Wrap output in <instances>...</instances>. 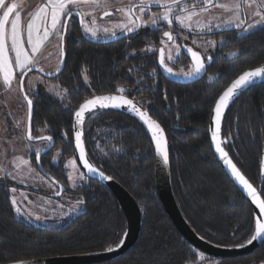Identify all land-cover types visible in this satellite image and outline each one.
<instances>
[{"label": "trees", "instance_id": "obj_1", "mask_svg": "<svg viewBox=\"0 0 264 264\" xmlns=\"http://www.w3.org/2000/svg\"><path fill=\"white\" fill-rule=\"evenodd\" d=\"M194 2L196 7L203 5V0ZM241 30L210 31L208 37L218 44L210 53L207 75L192 83H178L167 79L159 66L162 29L143 28L98 42L86 38L79 20L71 18L64 67L53 77L67 90L66 95L32 94L34 133L41 127L56 140L54 149L42 156L43 168L70 191L61 164L74 156V111L86 98L122 87L166 130L174 193L193 228L221 245L248 240L254 231L253 209L217 160L209 134L214 102L223 89L244 70L264 64V25L247 33ZM233 52L236 55H230ZM84 129L91 158L133 194L143 213L141 236L134 247L102 264H201V252L179 233L159 198L155 150L144 126L125 112L103 109L88 116ZM223 137L231 157L264 197V83L249 88L232 103L224 117ZM58 147H62L59 163L51 168L48 164ZM32 159L36 165V154ZM86 178L83 186L73 190L84 200L81 213L62 226H36L16 214L5 188L28 185L7 183L0 177V264L103 250L118 243L126 229L124 214L106 186ZM223 260L229 264L264 261V244L252 254Z\"/></svg>", "mask_w": 264, "mask_h": 264}, {"label": "snow or ice", "instance_id": "obj_2", "mask_svg": "<svg viewBox=\"0 0 264 264\" xmlns=\"http://www.w3.org/2000/svg\"><path fill=\"white\" fill-rule=\"evenodd\" d=\"M110 2L111 0H44L42 4L36 7L34 12L29 13L30 19L26 24L25 36L24 29L21 27V11L18 9L17 3H6V0H0V84L8 89H11L17 69L19 70L21 76L25 75L27 72H31L38 63L35 58V54L39 52L42 44L51 35H56L59 39H62L64 34L67 32V21L71 18L78 16L84 32L90 33L93 37H96L99 29L89 26L84 19L85 15H92L91 24L95 25L96 18L94 14L81 13L79 9L83 5H89L93 8L94 12L96 8H107ZM203 3L205 6L197 11L194 5H188L187 3H184L183 0H139L138 4L134 3L133 0H129V3L126 6L116 9L117 12L126 18L124 22L117 24L116 27L127 32H134L137 29L145 27L160 29L163 24L172 25L173 22L176 21L181 26L192 29L193 17H198L202 13L209 12L210 7H218L224 11L230 12L236 17V19H229L223 23L234 24L237 29H242L246 32L252 30L258 25L264 24V0H228V2L216 4L213 3V0H203ZM153 6H159L163 9V11L152 12L151 8ZM190 7L192 8V11H189ZM245 8H253L251 21L247 19L249 14L244 10ZM238 13H242V16L237 15ZM103 14L104 16L112 15V13L108 11H104ZM145 14L149 16L148 20L142 19ZM195 26L201 30L207 28L211 31V26L209 24L205 23L201 25L198 19L195 22ZM221 26L222 25L220 24L215 25L217 28H220ZM103 31L106 34H116L115 30L110 28H104ZM163 36L167 38L168 41L174 43L175 37L172 32L165 31L163 32ZM25 43H27L30 47L26 48ZM209 43L213 47L216 45V41H210ZM183 47L187 49V52L190 54L192 60L190 71L173 73V70L168 68L165 64V54L163 48L159 49L160 64L164 66L166 71L170 74L183 75L189 78L199 76L205 71V59L210 61L212 57H202L200 52L193 51L191 48H187L186 45ZM174 50L176 53H179L181 51V46L176 45ZM10 51L14 54L11 57L9 56ZM147 51H152V49L149 48ZM230 55H236V53L233 52L230 53ZM167 59H174L172 50H169ZM60 70L61 69L59 67L55 69L56 72H59ZM41 71H43V69H41ZM47 75H52V72L47 73ZM84 79L87 81V75L84 76ZM257 81L264 82V65L243 72V74L233 80L230 86H228L226 90L219 95L218 99L215 100L213 119L216 128L212 133L213 141H217V134L220 131V121L223 111L227 109L235 97L240 95L242 92L247 91L250 87L255 86ZM19 84L22 89L23 79L19 81ZM66 91L67 90H65V92ZM124 91L125 89L122 87L117 88V92L121 94ZM57 95L60 94L57 93ZM24 96L28 106L27 139L41 141L46 140L49 142L48 147H51L53 139L51 136L33 137L31 135V112L33 101L28 98L27 93H24ZM124 105H127L129 109L138 115L144 124L147 125L148 129L152 133V138L156 141L157 151L163 157L164 162L168 163L169 156L167 152L166 140L162 136L163 129L156 121L151 119L147 112L142 111L141 108L137 107L133 103L132 100L127 99L123 95H95L92 99H85L84 103L80 104L78 110L74 112L76 122L73 125V128L75 129V146L79 150V158L83 161V167L87 168L89 173L98 174L99 176L104 177L103 172H100L86 159H84L85 151L82 135L86 112L91 113L98 108L103 109L109 106L120 107ZM64 136L67 137V133H64ZM220 143L221 142L216 143V151L221 154V158L229 168L231 176L240 186H242L252 200L259 205L261 213H264V199H261L258 196L256 189L241 173L237 165L228 158L227 152H225V150L220 146ZM36 155L37 159H39V150H37ZM53 159L55 160L56 157H53ZM22 163L27 165L29 164V161L23 160ZM16 166L19 168L20 164L17 163ZM68 166L75 169V160L73 159L68 161ZM80 175L81 178H83V173ZM15 178L16 177L14 176L13 179ZM68 178L70 180L73 179L71 173ZM106 178L110 179V177ZM11 191L15 192L16 189L13 188ZM12 205L17 213L23 214L22 209L17 206L15 196L12 197ZM37 219H39V217H37ZM257 239L264 240V218L261 217L256 219L255 233L248 243L250 244L253 240ZM109 250L111 251V249ZM201 258H203L202 253ZM15 264H26V262L16 261Z\"/></svg>", "mask_w": 264, "mask_h": 264}, {"label": "rangeland", "instance_id": "obj_3", "mask_svg": "<svg viewBox=\"0 0 264 264\" xmlns=\"http://www.w3.org/2000/svg\"><path fill=\"white\" fill-rule=\"evenodd\" d=\"M186 1L188 5H194V0H183ZM15 2L18 5V9L21 11V27L24 29L26 36V24L30 19L29 13L34 12L37 6L42 4L44 0H6V3ZM134 3H139V0H133ZM228 0H213V3H225ZM129 3V0H111L107 8H96L93 12V8L89 5H83L79 11L81 13H93L96 18L95 25L91 24L92 15H85V22L89 26L96 27L99 29L97 36L93 37L90 33H86L89 37L96 40H106L117 36L118 34L124 33L126 31L117 28L116 25L124 22L126 19L123 15L116 11L117 8L124 7ZM157 7V8H156ZM197 11L198 8H195ZM106 10H112L113 14L102 18L101 14ZM248 12L247 19L251 21V13L253 8H245ZM152 12H161L163 9L159 6H153L151 8ZM192 11V9H189ZM241 15L242 13H238ZM11 19V17H10ZM149 16L145 14L143 20H148ZM199 20L201 25L207 23L211 26V31L220 30L223 28L233 27L234 24H224L223 22L229 19L235 20L236 17L230 12L224 11L218 7H210V11L207 13H202L198 17H193V28L197 31L201 30L195 26L196 20ZM222 25L220 28L215 27V25ZM264 24L258 25L262 26ZM170 26V25H168ZM253 28L252 30L256 29ZM110 28L114 29L116 34H106L103 29ZM152 28V27H145ZM209 31L207 28L203 29ZM250 30V31H252ZM242 33H247L249 31H243ZM195 43L199 47L207 52H212L213 49L218 44L213 47L210 45V41H216L214 38H195ZM61 42L56 35H51L41 46L39 52L35 54V58L38 61L37 67L42 68L46 72H53L57 67L60 66L61 62ZM162 44L166 50V55H168L169 50H172L173 57L178 53L175 52V42H168L163 40ZM25 47L30 46L25 43ZM14 54L10 51L9 56ZM174 60V59H173ZM171 60V61H173ZM183 71V69L181 70ZM20 72L17 69L13 84L11 89L4 87L0 84V177L8 179V181L13 183H29L35 186L43 187L40 191L34 190L32 188H19L15 192L10 193V202L12 204V197L15 196L17 200V206L22 209L23 214H16L32 223L36 226H62L70 221L77 214L84 210V200L79 197L78 194L74 193L73 190L83 186L87 182L86 176L83 174L81 178L82 171L80 170L76 159L74 156L66 157L67 164V174L71 173L73 179H69L68 186L70 188L69 192H64L60 199H56L50 196V190L54 191L55 188L49 182V180L41 174L33 161V157L37 154V150L44 149L46 143L45 141L28 140L26 132L28 129V108L26 104V99L23 95L20 81ZM25 91L30 96L35 92H46L54 97L63 98L66 95L65 89L61 87V84L54 78L46 77L44 74L38 71L30 72L25 79ZM59 93L60 95H57ZM33 96V95H32ZM37 134H43V128H37ZM36 134V133H35ZM62 153V147H58L54 152L58 162ZM75 160V169L68 166V161ZM23 160L29 161V164L25 165L22 163ZM15 161V163H14ZM17 163L20 167L17 168ZM34 170V171H32ZM16 177L13 179V177ZM13 206V205H12ZM14 208V207H13ZM15 210V209H14ZM39 217V219H37ZM201 264H229L226 260L209 258L206 255L199 256ZM254 264H264V261H259Z\"/></svg>", "mask_w": 264, "mask_h": 264}, {"label": "water", "instance_id": "obj_4", "mask_svg": "<svg viewBox=\"0 0 264 264\" xmlns=\"http://www.w3.org/2000/svg\"><path fill=\"white\" fill-rule=\"evenodd\" d=\"M106 11L111 12L113 14L112 10H106ZM103 13L101 14V17L102 18L107 17V16H104ZM75 18H77L79 20L78 16H76ZM69 21H70V19L67 21V24H69ZM79 23H80V20H79ZM80 28H81L83 35L86 38H89L93 41H98V42H100V41H112L114 39H118L124 35H128V34L132 33V32H125V33H121V34H119L113 38H110V39L96 40L94 38L89 37L84 32L83 26L81 25V23H80ZM138 30L139 29H137L136 31H138ZM65 36H66V34H64V36L62 38V42H61V53L62 54H61V62H60V66H59V68L61 70L59 72H56V71L52 72V75H47L48 72H45L44 70L41 71L42 68L36 66L35 68H33V70L31 72L38 71V72H41L42 74H44L46 77H49V78H53V77H55L61 73V71L63 70V67H64L65 57H66ZM261 65H264V64H261ZM261 65H259V66H261ZM259 66H256V67H259ZM256 67H254V68H256ZM254 68L246 69L243 72L254 69ZM161 70L164 73V75L167 77V79H169L171 81L178 82V83H192V82H195V81L201 79L206 74L207 65L205 67V71L203 73H201L199 76L194 77V78L185 77L183 75L170 74L168 71H166L165 67L162 65H161ZM243 72H241L238 76L242 75ZM29 73L30 72H27L25 75L21 76V79H23V88H22L23 95H24V93H26V91H25V78L27 77V75ZM173 73H176V72L173 71ZM238 76H236L233 80H235ZM232 81L223 89V91L226 90V88L228 86H230ZM261 83H264V82L257 81L256 85H259ZM244 92H246V91H244ZM244 92H242L240 95L235 97L233 99V101L229 104L227 109H225L223 111L221 121H220V131L217 134V141L212 140V133L216 128V125H215V122L213 119V116H214L213 110L211 112L210 120H209L210 141H211V146L215 152V156H216L217 160L219 161L220 165L225 170V172L232 179L234 184L238 187V189L245 195L247 200L250 202L251 207L253 209V213H254V231H253L252 235L249 237L248 240H246L245 242H243L241 244H237V245H221V244H217L215 242L210 241L209 239H207V238L203 237L201 234H199L193 228V226L189 223V221L186 219V217L184 216V214H183V212L179 206V203L176 199L174 189H173V185H172L171 166H170V148H169V141H168L167 132L164 129V127L162 126V124L151 115L150 111L142 103H140L136 99L128 96L125 93L121 94L119 92L94 94V95L86 98V99H92L95 95H123L127 99L132 100L133 103L137 107L141 108L142 111L147 112L148 115L151 117V119L156 121L161 126V128L163 129L162 136L166 140V145H167V152H168V156H169L168 163L164 162L163 157L157 151L156 141L152 138V133L148 129L147 125H145L144 122L140 119V117L138 115H136L134 112H132L127 105L120 106V107L109 106V107L103 108V109H114V110H119V111L125 112V113L135 117L144 126L145 130L147 131V133H148V135L152 141V144H153V147L155 150V155H156V162H155V169H154L155 184H156V189H157L159 198L163 204V207L166 211V214L171 219V221L173 222L174 226L179 231V233L190 244H192L201 253L206 254L212 258H216V259L237 258V257H241V256H246V255L254 253L258 248H260L261 245L264 244V240H260V239L253 240L252 243H250V244L248 243V241L251 240L252 236L255 233V221H256V219L258 217L264 218V213H261V211L259 209V205L255 201L252 200V198L247 194V192L242 188V186H240L235 181V179L231 176L229 168L225 164L224 160L221 158V154L216 151V147H215L217 142H221L220 146L225 150V152H227L228 158L231 159L237 165V163L231 157L230 153L228 152V150L226 149V146H225V139L223 137V122H224L225 114H226L227 110L229 109V107ZM27 96H28V98L31 99V97L28 94H27ZM84 101L85 100H83L80 104L84 103ZM79 106L77 107L76 110H78ZM103 109L98 108L97 110H95L91 113L86 112L85 121L90 114H92L96 111H99V110H103ZM213 109H214V107H213ZM33 111H34V104H32V112H31V135L33 137H35L32 133ZM75 123L76 122H75V118H74V114H73V125ZM73 125H72V130H73V139H74L75 129L73 128ZM84 125H85V123H84ZM84 125H83V135H82V140H83V144H84V151H85L84 159H86L93 167L97 168L100 172H103L104 177H101L98 174L89 173L87 171V168L83 167V161L79 158V150L75 146V139H74V149H75L74 154H75L76 162H77L80 170L83 172V174H85L88 178L96 179L99 182H101L104 186H106L112 192V194L116 198V200L119 204V207L122 210L124 217H125V220H126V229H125L121 239L115 245L110 246V247L103 249V250L83 252V253H74V254L44 256V257H38V258H27V259L10 261V262H6L3 264H15L16 261H24V262H26V264H102V263L113 261V260H116V259L122 257L124 254H126L128 251H130L134 247V245L136 244V242L140 238L142 228H143V213H142L141 207H140L139 203L137 202L136 198L133 196V194L123 184H121L114 177H112L111 175L106 173L91 158V156L88 152V149H87V145H86ZM52 138H53L52 139V146L40 150L39 151V159H37V156H36V160H37V165H38L39 169L43 173H45L49 178H51L60 187V190L58 192L59 194L56 193V196H60L65 188L57 181V179H55L49 173H47V171H45L43 169L42 164H41L42 155L46 151L51 150L55 145V139H54V137H52ZM32 141H37V140H32ZM237 167L240 169L241 173L245 176V178L256 189L258 196L261 199H264V197L262 196L260 188L258 186H256L245 175V173L241 170V168L238 165H237ZM106 177H110V179H108ZM261 180L262 181L264 180V154H263L262 162H261ZM109 249H111V251Z\"/></svg>", "mask_w": 264, "mask_h": 264}, {"label": "flooded vegetation", "instance_id": "obj_5", "mask_svg": "<svg viewBox=\"0 0 264 264\" xmlns=\"http://www.w3.org/2000/svg\"><path fill=\"white\" fill-rule=\"evenodd\" d=\"M184 3H186V1H183ZM195 3V2H194ZM182 6H183V4H182ZM205 6V4L203 3V5H202V7H196V5L194 6L195 8H198V9H201V8H203ZM157 8V7H156ZM189 9H192L191 7L189 8ZM179 14V13H178ZM142 19H143V17H142ZM233 27H235V26H233ZM160 29H162V38H161V41H160V46L158 47L159 49H161V48H163L164 49V54H165V64L167 65V67L168 68H171L174 72H176V73H180L181 72V70L183 69V71L184 72H187V71H190V69H191V65H192V60H191V57H190V54L187 52V49L186 48H184L183 46H187V48H191L193 51H197V52H200V54L203 56V57H205V58H207V57H212L211 55H210V53L211 52H207L206 50H203V49H201L200 47H199V45L198 44H196V43H194V42H196L195 41V38L197 37V39H199V40H201V39H204V38H207L208 37V33L210 32V31H205V30H199V31H197L196 29H188V28H185V27H183V26H181L178 22H176V21H174L173 22V24L172 25H170V26H168L167 24H163L161 27H160ZM138 31H143V28H140ZM137 31V32H138ZM165 31H170V32H172V34H173V36L175 37V40H174V42H175V44L176 45H179V46H181V51L177 54V55H175L174 56V60L173 61H171V60H168L167 59V55H166V50H165V48H164V46H163V44H162V41L163 40H167V38H165L164 36H163V32H165ZM127 32V31H126ZM125 33V32H124ZM119 35V34H118ZM168 41V40H167ZM168 42H171V41H168ZM159 57H160V53H159ZM181 57V58H180ZM183 57V58H182ZM179 58H180V60H182V63H180V61H179ZM211 62H212V59L209 61V60H207V59H205V63H206V65H207V72H206V74L204 75V76H206L207 75V73H208V70H209V65L211 64ZM159 66H160V69H161V64H160V60H159ZM55 71V70H54ZM162 71V70H161ZM163 73V72H162ZM164 74V73H163ZM203 76V77H204ZM202 77V78H203ZM20 80H21V78H20ZM123 93H125V92H123ZM30 97H31V99L33 100V96L32 95H30ZM138 101V100H137ZM141 103V102H140ZM26 104H27V101H26ZM34 104V103H33ZM27 108H28V106H27ZM32 133H33V135L35 136V137H38V136H51L50 134H48V133H43V134H35L34 133V128L32 127ZM45 141V143H46V145H45V147H44V149L45 148H47L48 147V144H49V142L48 141H46V140H44ZM56 146V140H55V145H54V147ZM54 147L51 149V150H53L54 149ZM50 151V150H49ZM47 152V151H46ZM37 156V155H36ZM43 156V155H42ZM74 157H75V154H74ZM41 159H42V157H41ZM76 159V158H75ZM59 163V160H58V162H55L54 160L53 161H51V163L50 164H48L49 165V167H51V168H53V167H55L57 164ZM41 164H42V162H41ZM62 166H63V169H64V172L63 173H65V175H66V173H67V164H66V158L64 159V161H63V163L61 164ZM35 166H37V170L41 173V174H43L44 175V177H46L48 180H49V182L52 184V186H54V188H55V190L54 191H52V190H50V196H52V197H54V198H56V199H60V197L64 194V192H67V186H66V184L64 183V182H61L60 180H58L56 177H54L51 173H49L48 171H47V173H49L52 177H54L55 179H57V181L65 188L64 189V191L61 193V195L60 196H56V193H58L59 192V190H60V187L51 179V178H49L45 173H43L40 169H39V167H38V165H37V160H36V165ZM43 167V166H42ZM44 169V168H43ZM45 170V169H44ZM46 171V170H45ZM83 173V172H82ZM85 175V174H84ZM86 176V175H85ZM87 177V176H86ZM7 183H9L10 181H8V179H7V181H6ZM11 183V182H10ZM21 184H25V185H28V186H26V187H23V188H32V189H34V190H37V191H40L43 187H39V186H35V185H32V184H29V183H22V182H20ZM5 188H6V190L7 191H9L11 188H13V186H11L10 188H8L7 186H5ZM14 188H16V187H14ZM19 188H21V187H17V189H19Z\"/></svg>", "mask_w": 264, "mask_h": 264}]
</instances>
